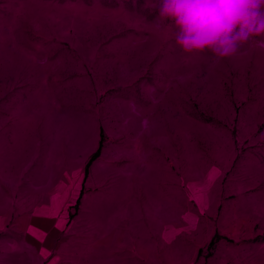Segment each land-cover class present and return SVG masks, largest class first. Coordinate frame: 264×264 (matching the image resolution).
I'll return each mask as SVG.
<instances>
[{"label": "rangeland", "instance_id": "374dc122", "mask_svg": "<svg viewBox=\"0 0 264 264\" xmlns=\"http://www.w3.org/2000/svg\"><path fill=\"white\" fill-rule=\"evenodd\" d=\"M155 3L0 0V184L5 191L11 189L9 181L16 179L22 188L34 174L37 186L55 184L69 168L63 162L93 147L97 135L101 155L108 133L123 125L129 98L133 112L162 116L165 143L177 135L181 146L195 142L200 160L215 149L225 151L228 142L236 161L251 148L264 153V37L219 61L207 51L186 53L175 43L171 21L159 19ZM88 87L94 97H80ZM12 149L18 156L14 166L6 159ZM27 151L35 153L34 164H25ZM235 163L223 181V189L235 193L230 196L235 204L223 205L229 211L240 205ZM21 188L15 200L23 196ZM17 216L3 230L0 264H91L90 213L74 207L73 224L44 263L36 245L15 230ZM225 219L215 221L219 236L212 246L215 234L201 247L181 239L187 260L180 264H264V227L249 220L239 224L229 212Z\"/></svg>", "mask_w": 264, "mask_h": 264}, {"label": "crops", "instance_id": "0c3cea01", "mask_svg": "<svg viewBox=\"0 0 264 264\" xmlns=\"http://www.w3.org/2000/svg\"><path fill=\"white\" fill-rule=\"evenodd\" d=\"M85 91L80 97H94L89 87ZM131 102L125 100L123 125L108 133L109 141L88 174L86 165L100 135L93 147L63 162L69 168L55 184L44 181L37 186L34 174L22 188L16 179L9 181L7 192L2 181L0 251L3 230L16 214L15 230L36 245L46 262L73 224L70 213L75 206L78 213L91 214V264H180L181 258L187 260L181 239L204 246L220 227L215 221L228 212L239 224L249 220L264 227V153L251 148L236 161V149L228 142L225 151L215 149L200 160L195 142L181 146L177 135L165 143L162 116L144 109L137 114ZM15 151L6 158L11 166L18 158ZM26 154L25 164H34L35 153ZM234 163L240 205L229 211L223 205L236 201L230 199L234 192L223 189V181ZM20 188L23 196L15 200Z\"/></svg>", "mask_w": 264, "mask_h": 264}, {"label": "clouds", "instance_id": "9594fccd", "mask_svg": "<svg viewBox=\"0 0 264 264\" xmlns=\"http://www.w3.org/2000/svg\"><path fill=\"white\" fill-rule=\"evenodd\" d=\"M153 7L186 53L207 51L219 61L264 37V0H156Z\"/></svg>", "mask_w": 264, "mask_h": 264}, {"label": "trees", "instance_id": "16d2710c", "mask_svg": "<svg viewBox=\"0 0 264 264\" xmlns=\"http://www.w3.org/2000/svg\"><path fill=\"white\" fill-rule=\"evenodd\" d=\"M102 145L99 146L98 150L90 157L89 162L87 163V170L90 166V164L100 155V150H101ZM72 217V215H71ZM218 233L215 234L214 238L212 239L210 246H212L214 244V241L216 238H218Z\"/></svg>", "mask_w": 264, "mask_h": 264}]
</instances>
